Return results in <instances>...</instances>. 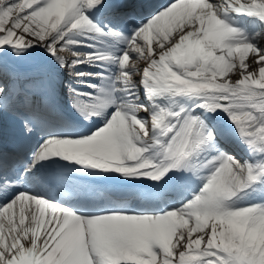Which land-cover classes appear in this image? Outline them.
I'll use <instances>...</instances> for the list:
<instances>
[{
	"label": "snow or ice",
	"instance_id": "snow-or-ice-1",
	"mask_svg": "<svg viewBox=\"0 0 264 264\" xmlns=\"http://www.w3.org/2000/svg\"><path fill=\"white\" fill-rule=\"evenodd\" d=\"M0 117V264H264V0H0Z\"/></svg>",
	"mask_w": 264,
	"mask_h": 264
},
{
	"label": "bare ground",
	"instance_id": "bare-ground-1",
	"mask_svg": "<svg viewBox=\"0 0 264 264\" xmlns=\"http://www.w3.org/2000/svg\"><path fill=\"white\" fill-rule=\"evenodd\" d=\"M0 125L2 127V132H4L5 129H9L8 128L9 124L2 117H0ZM8 133H11V131L9 130Z\"/></svg>",
	"mask_w": 264,
	"mask_h": 264
}]
</instances>
